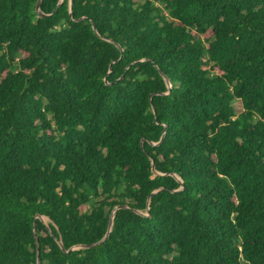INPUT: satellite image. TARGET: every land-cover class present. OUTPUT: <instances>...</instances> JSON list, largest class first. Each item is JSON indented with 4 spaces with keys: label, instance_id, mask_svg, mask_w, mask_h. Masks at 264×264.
<instances>
[{
    "label": "trees",
    "instance_id": "1",
    "mask_svg": "<svg viewBox=\"0 0 264 264\" xmlns=\"http://www.w3.org/2000/svg\"><path fill=\"white\" fill-rule=\"evenodd\" d=\"M70 2L0 0V264H264V0Z\"/></svg>",
    "mask_w": 264,
    "mask_h": 264
},
{
    "label": "water",
    "instance_id": "2",
    "mask_svg": "<svg viewBox=\"0 0 264 264\" xmlns=\"http://www.w3.org/2000/svg\"><path fill=\"white\" fill-rule=\"evenodd\" d=\"M40 1H41V0H38V3H37V11H38V14H39L40 16H42V17L47 16V14H45L44 12H42V11L40 10V7H39V5H40ZM71 4H72V0H71V2H70V5H71ZM70 12H71V10H70ZM83 18H84V17H83ZM80 19H81V18H80ZM93 27H95L94 24H93ZM108 40L111 41V42H113L112 39H108ZM153 110H154V112H155V107H153ZM181 182H182V180H181ZM121 207H125V205H118V206L113 210V212H112V214H111L110 226H109L108 233H109V231L111 230V228H112V226H113V223H114L115 211H116V209L121 208ZM147 214H149V207H148V209H147ZM36 218H40V219L44 222L43 215H39V216H37ZM36 218H35V220H34V232H35V237H36V240H37V235H36V233H37V229H36ZM44 223H45V222H44ZM108 233H107V235H108ZM107 235H106L102 240H100L99 242H95V243L88 244V245H83V247H92V246H95V245H97L98 243L104 241V239L107 237ZM59 243H60L61 246H63L61 240H59ZM37 247H38V249H37V263L40 264V250H39V243H38V241H37ZM63 248H64V247H63Z\"/></svg>",
    "mask_w": 264,
    "mask_h": 264
},
{
    "label": "rangeland",
    "instance_id": "3",
    "mask_svg": "<svg viewBox=\"0 0 264 264\" xmlns=\"http://www.w3.org/2000/svg\"><path fill=\"white\" fill-rule=\"evenodd\" d=\"M234 106H235L237 111H241L242 106H241L240 101L236 100L234 102ZM43 219H44L45 224H47V225L51 222L50 219L48 217H46V216L45 217L43 216Z\"/></svg>",
    "mask_w": 264,
    "mask_h": 264
},
{
    "label": "bare ground",
    "instance_id": "4",
    "mask_svg": "<svg viewBox=\"0 0 264 264\" xmlns=\"http://www.w3.org/2000/svg\"><path fill=\"white\" fill-rule=\"evenodd\" d=\"M45 217V216H44Z\"/></svg>",
    "mask_w": 264,
    "mask_h": 264
}]
</instances>
